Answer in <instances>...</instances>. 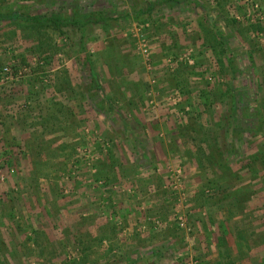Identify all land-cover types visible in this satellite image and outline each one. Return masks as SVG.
Segmentation results:
<instances>
[{"label": "rangeland", "instance_id": "rangeland-1", "mask_svg": "<svg viewBox=\"0 0 264 264\" xmlns=\"http://www.w3.org/2000/svg\"><path fill=\"white\" fill-rule=\"evenodd\" d=\"M5 10L75 24L0 21V264H260L264 0Z\"/></svg>", "mask_w": 264, "mask_h": 264}, {"label": "trees", "instance_id": "trees-1", "mask_svg": "<svg viewBox=\"0 0 264 264\" xmlns=\"http://www.w3.org/2000/svg\"><path fill=\"white\" fill-rule=\"evenodd\" d=\"M88 19H89V17H86L84 19L85 22L76 23L77 27L80 29L79 38H78L79 48L82 46V44L84 42V27H85ZM5 20L8 22H17L19 24H21V23L26 24V25L28 24V25H31L33 27L49 26V27H52L54 29H58L60 26H67V25H72V24L74 25L75 24V22H73L71 20L70 21L69 20H62L61 18L56 19L53 16H43V15L41 16V15H37V14L32 15V16H27V15H22L19 12H15V11H8V10L2 11V12L0 11V21H5ZM84 60L89 65L90 60L88 59L87 55H85ZM89 70H90V75L93 78L94 75H93V72L91 71V68ZM228 103H229L228 110L230 112H232V110L234 108L233 107L234 106V95L229 94ZM205 105H206V103H205ZM225 123L229 124V120H226ZM225 129L227 130L228 126ZM230 148H231V149H229L230 153L235 151L233 145H230ZM248 161L249 162L253 161L252 156H250V159Z\"/></svg>", "mask_w": 264, "mask_h": 264}, {"label": "crops", "instance_id": "crops-1", "mask_svg": "<svg viewBox=\"0 0 264 264\" xmlns=\"http://www.w3.org/2000/svg\"><path fill=\"white\" fill-rule=\"evenodd\" d=\"M226 246V245H225ZM224 246V247H225ZM223 247V248H224ZM227 247V246H226ZM224 250V249H223ZM214 256L210 259V262H208V261H203V263L202 264H242V263H244L243 261H239L240 263H238V262H236V261H232V260H229V261H226L225 259H220V258H218L217 259V253H216V251L214 250ZM259 252H261L260 253V257H259V260H260V264H264V246H263V248H262V250L261 251H259ZM221 255H219V257H220ZM247 264V263H246ZM250 264V263H249ZM253 264H255V263H253Z\"/></svg>", "mask_w": 264, "mask_h": 264}, {"label": "built area", "instance_id": "built-area-1", "mask_svg": "<svg viewBox=\"0 0 264 264\" xmlns=\"http://www.w3.org/2000/svg\"><path fill=\"white\" fill-rule=\"evenodd\" d=\"M141 36V35H140ZM141 41H143V39H141Z\"/></svg>", "mask_w": 264, "mask_h": 264}]
</instances>
